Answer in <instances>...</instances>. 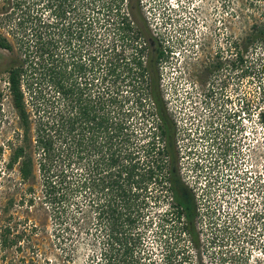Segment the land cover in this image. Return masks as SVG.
I'll return each instance as SVG.
<instances>
[{
    "label": "trees",
    "instance_id": "obj_1",
    "mask_svg": "<svg viewBox=\"0 0 264 264\" xmlns=\"http://www.w3.org/2000/svg\"><path fill=\"white\" fill-rule=\"evenodd\" d=\"M249 6L246 39L264 48V8ZM0 49L17 119L7 140L12 194L27 207L38 200L67 263L86 246L82 264H198L204 251L224 264L214 245L229 241V227L217 223L219 208L199 207L180 172L177 122L158 79L163 51L141 0H0ZM257 118L264 127V109ZM205 124L208 153L220 139L218 124ZM36 230L6 221L0 246Z\"/></svg>",
    "mask_w": 264,
    "mask_h": 264
},
{
    "label": "rangeland",
    "instance_id": "obj_2",
    "mask_svg": "<svg viewBox=\"0 0 264 264\" xmlns=\"http://www.w3.org/2000/svg\"><path fill=\"white\" fill-rule=\"evenodd\" d=\"M259 1L264 8V0ZM187 2L181 13L176 0H141L150 35L159 39L163 51L158 79L168 111L177 122V140L185 132L188 141H195L207 128L205 123L218 124L212 130L220 139L218 148L215 145L207 153L206 143L200 142L189 158L180 154L181 173L194 187L199 207L219 208L217 223L229 227L224 238L229 241L214 245L224 253V264H264V218L256 217L257 213L264 215V127L257 118L264 109V48L246 39L252 0ZM166 3H173L174 9L168 10ZM240 51L243 63L236 59ZM7 60L8 52L0 49V226L9 221L18 230L30 231L33 225L37 230L22 234L20 242L10 248L0 246V264H72L52 246L45 230L50 227L49 219L38 200L27 207L20 202L23 195L12 194L14 182L8 179L18 178L15 171L6 169L7 140L17 119L7 92ZM225 137L234 145L222 160ZM182 139L180 152L186 151ZM258 175L263 182L259 188ZM207 192L210 195H201ZM170 202L167 196L165 205ZM6 208L8 213L2 212ZM198 225L204 227L203 221ZM206 253L198 264H223ZM88 254L83 246L74 264H82Z\"/></svg>",
    "mask_w": 264,
    "mask_h": 264
},
{
    "label": "flooded vegetation",
    "instance_id": "obj_3",
    "mask_svg": "<svg viewBox=\"0 0 264 264\" xmlns=\"http://www.w3.org/2000/svg\"><path fill=\"white\" fill-rule=\"evenodd\" d=\"M188 0H184V1H181V0H176V7L177 6H180V8L179 9H177L178 11H180V10H182V8L184 9V8H186V5H188V2H187ZM183 3V5H181ZM169 5H171L172 7H171V9H170V7H169ZM173 3H166V6H167V8H168V10H172V9H174V7H173ZM165 8V7H164ZM181 13H183V10L181 11ZM195 131H197V129L195 128ZM199 134H200V132H199ZM204 134V135H203ZM201 133V135L200 136H202V137H200L199 135V137H195V141H188V134L186 133L185 134V132H182V137L179 139V140H181L182 138V143H183V147H184V149H186V151H183V152H180L179 153V156L181 157V155L180 154H186L187 156H186V158H189V156L190 155H193L194 154V152L192 151V149H193V147H195V145L196 144H198V143H200V142H202V143H206V144H208L211 140H212V138H209L210 137V134L209 133ZM187 135V136H186ZM179 140H178V142L177 143H179ZM199 140V141H198ZM187 142V143H186ZM214 142H215V140H214ZM230 145H234V142H232L231 143V138L230 137H228V138H226L225 137V144H224V151H223V153H221V156L223 155V159L222 160H224L225 159V156H227L226 154L227 153H229L230 151H232V149H231V146ZM179 149H180V143H179ZM195 149V148H194ZM234 150V149H233ZM181 158H183V157H181ZM219 158V157H218ZM181 164V162H179V165ZM214 164V163H213ZM183 168V167H182ZM214 168H215V165H213V168H211L212 170H214ZM185 169V168H184ZM184 169L182 170V172L184 171ZM197 169H199L198 167H197ZM216 169H218V165H216ZM180 172H181V166H180ZM218 173V172H217ZM181 174H183V173H181ZM216 176V178H215V180L218 178L217 176H218V174H216L215 175ZM210 192H207V193H203V194H201V195H210L209 194Z\"/></svg>",
    "mask_w": 264,
    "mask_h": 264
}]
</instances>
